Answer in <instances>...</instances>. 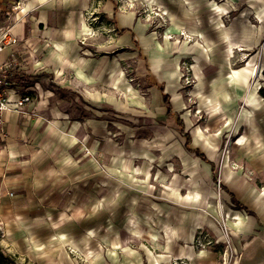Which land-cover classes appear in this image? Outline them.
<instances>
[{
  "label": "rangeland",
  "instance_id": "1",
  "mask_svg": "<svg viewBox=\"0 0 264 264\" xmlns=\"http://www.w3.org/2000/svg\"><path fill=\"white\" fill-rule=\"evenodd\" d=\"M28 2L0 0V32L9 29L13 35L14 29L19 39L16 81L20 97H28L16 112L21 153L46 164V169L60 164L55 170L62 190L51 197L81 201L77 207H61L71 222L72 213H82L73 222L78 229L70 233L76 235V245H62V251L52 255L58 264H64V258L71 264H239L256 254L257 246L264 249V215L248 216L222 189L240 202L244 190L264 185L254 177L251 148L244 151L250 157L240 161V106L204 108L196 95L204 96L206 86L197 76H210L221 62L194 60L203 50L216 57L224 50L203 36L217 22L230 34L240 33L251 46L248 51L227 46L230 57L237 53L240 62L226 68L243 67L251 58L253 66L243 68L256 70L249 77L264 86V0H96L100 9H83L79 15L83 33L75 39L78 58L61 57V63L49 69L40 64L55 48L43 46V41L39 48L30 45L43 40L32 35L38 14L46 11L51 26L68 19L64 9H28ZM209 2L224 8L222 18L213 21ZM107 3L115 6L116 14L134 17L138 47L118 44L116 15L102 9ZM189 22L201 27L200 34L183 30ZM162 84L177 88L180 102L175 99L172 108L192 137L191 148L205 154L213 169L184 149L172 118L163 115ZM5 144L0 139V150ZM6 195L12 199L13 192ZM126 199L142 201L132 207L129 232L119 230V219L109 221L115 201L122 204ZM141 203L142 217L137 211ZM9 208L0 205V248L17 264H37L20 255L24 250L14 236L16 226L7 219ZM97 222L118 224V230L99 231ZM41 256L39 264H51L48 252Z\"/></svg>",
  "mask_w": 264,
  "mask_h": 264
},
{
  "label": "crops",
  "instance_id": "2",
  "mask_svg": "<svg viewBox=\"0 0 264 264\" xmlns=\"http://www.w3.org/2000/svg\"><path fill=\"white\" fill-rule=\"evenodd\" d=\"M59 2V3H58ZM212 2V1H211ZM211 2L207 3V9L209 15H212L213 21L217 18L215 16L216 13L211 10L212 5ZM59 4V5H57ZM96 0H52V1H37V0H29L28 9H64L63 14L68 19L67 22L60 23L57 22L55 25H50L48 23V15L47 12L44 11V14L40 12L38 14V23L37 28L33 31V36H41L43 40H32L30 41V45H33L32 48L35 49L36 46L39 48V45L43 41V46L45 47L49 45L51 49L54 47L55 52L52 54L48 53L49 58H45L44 62L40 64V66L44 68H53L61 63L63 57L64 59L68 58L74 59V61L78 58V47L76 46L75 39L77 36L83 33V29L81 28L79 15L83 9H100ZM218 5V4H217ZM222 10L221 15H223V7L219 6ZM107 14L116 15V22L118 28L120 29V38L119 45L124 47H131L134 45L135 47L139 46V39L137 41L136 35L133 30L134 25V17L130 14H116L115 6L113 4L107 3L103 5V8ZM165 9V8H164ZM218 17V16H217ZM214 23V22H213ZM217 25V22L214 23ZM189 27H184L183 30L189 31L190 34L197 35L200 34V28L194 22L188 23ZM207 30L206 34L203 36L205 38H212L217 41V44L222 46L224 50L221 49V54L219 57H216L215 53H208L207 51H201L200 57L194 55V60H199L203 62H217L220 60L221 64L219 68L212 71L210 76L202 75V77L197 76L201 80L203 79V83L206 86V91L204 92V96H198V100L202 102L203 107L206 109H236L240 106V161H244V158L250 157L247 156L248 153L244 151L246 148L252 149V169L255 178H259V182L263 183L264 181V97H262L259 93L261 88L260 82H257V79L253 77H248L245 81L244 77H240V79H234L232 70H238L243 67H246L248 63L252 66L253 59L247 58L244 63L245 66L237 68V69H227L226 65L229 63H239L240 56L235 53L234 58L230 57V52L226 49L227 46H242L241 51H248L250 49V44L246 43L244 40L240 38V33L230 34L226 28L221 27V25H217L211 27ZM221 28V29H218ZM42 29V30H41ZM198 29V30H197ZM36 30L38 32H36ZM199 31V33H198ZM13 36L17 37L14 29L12 30ZM201 36V35H200ZM18 38V37H17ZM19 40V39H18ZM140 40H143L140 37ZM212 40V41H213ZM139 42V43H138ZM211 42V41H210ZM214 43V42H213ZM260 43V42H259ZM258 43V44H259ZM15 49H8L4 51L0 55V60L5 59L10 53ZM72 53V54H70ZM54 54L58 55V58H54ZM62 57V58H61ZM60 58V59H59ZM63 60V59H62ZM262 64L264 65V45L261 48V58ZM89 62H93L89 60ZM76 66H79L77 62ZM68 64V62H67ZM66 65L62 64V67ZM264 70V67H263ZM263 70L261 74L263 75ZM207 74V73H206ZM14 78L15 75L18 76L15 71L13 72ZM168 77V76H167ZM17 79V78H16ZM262 81V80H260ZM264 81V76H263ZM262 81V82H263ZM173 83V82H170ZM163 85V84H162ZM177 86V85H176ZM161 94V101L163 108H165L166 115V107L163 102V95L168 97L169 104L172 109V113L178 116V111H175L172 108V102L176 99L180 102L179 96L177 95V88L175 85H166L164 88H159ZM198 94V92H196ZM201 94V93H200ZM8 96L10 101L13 103L20 97L19 90L11 89L8 92ZM168 117V116H167ZM179 117V116H178ZM172 118L174 123V117ZM180 118V117H179ZM181 119V118H180ZM19 116L18 113L12 112L8 113L5 116V129L6 135L4 138H0L1 141L6 140L5 146L0 150V177L2 178V185L0 186V205L7 206L11 209V213L8 215V220L13 223L15 228L17 242L22 247L24 252H20V255H24L36 261L39 264V260L43 258L41 254L47 252L50 256L51 264H58L56 258L53 257V254H58L62 251V245L74 244L76 245L75 239L76 235L71 236V232L74 233V229H78L74 227L73 222H77L79 220V215H81L82 211L77 210L76 213H72L74 217V221H68V214L62 215L61 207L68 206H79L80 199H72L69 197H51L52 193L59 195L61 192V183L58 182L60 176L57 175L58 172L55 170L56 168H60V164L51 166V168L46 169V164L35 162L36 159L31 157L23 156L21 153L22 146L19 142V138H17V130L20 128L18 125ZM182 120V119H181ZM175 125V123H174ZM23 129V128H22ZM21 129V130H22ZM24 134V133H23ZM179 134V133H178ZM190 136V135H189ZM179 137L183 139V147L189 153H192L196 158L197 157L191 151H198L207 159L206 164L210 165L213 169L214 164L210 161L205 154L200 152L199 150L192 149V137L190 136V145L189 148L191 151L186 149L184 143L185 139L179 134ZM18 164V168H17ZM30 165V166H29ZM17 168V169H16ZM19 172L20 174H16ZM28 179V180H27ZM259 183V184H260ZM223 191L228 195L232 194L235 199L239 202L236 196L230 192L226 187L222 186ZM264 189V185L260 184V188H258L255 184L250 186V191H245L240 195V204L244 206L245 209L252 212V215L247 214L248 216H252L257 218L264 215V192H260L259 189ZM245 189V188H243ZM12 191V199L7 197V192ZM230 197V195H229ZM231 201V199H230ZM137 202L133 199L124 200V203L120 204L117 201L114 203V215L113 219L110 220V223L113 221L116 222L117 219L120 220L119 230H123L129 232L132 229V215L133 205H136ZM232 203V202H231ZM11 204V205H9ZM94 205L100 206V203ZM143 204L141 203L140 209H138L139 216L142 217L143 208H141ZM121 206H125L121 208ZM128 206V207H127ZM60 207V208H58ZM65 209V208H64ZM66 210V209H65ZM98 208L95 209L97 211ZM101 210V209H100ZM148 211V208L146 209ZM122 217L120 218V216ZM98 216L100 218V212ZM65 217V218H64ZM141 221V219L139 220ZM29 223V224H28ZM130 223V224H129ZM28 225V227H27ZM97 226L99 227V231L103 228L109 231H114L115 234L118 230V224H111L110 226H102L101 222H97ZM18 233V234H17ZM74 247L75 250L81 252L78 247ZM47 251V252H45ZM77 251V252H78ZM82 254V253H81ZM83 255V254H82ZM49 259V258H48ZM64 264H71L70 261L66 258L63 259ZM17 264V263H16ZM96 264H102L100 260L96 262ZM115 264H131L123 260V262L118 261Z\"/></svg>",
  "mask_w": 264,
  "mask_h": 264
},
{
  "label": "built area",
  "instance_id": "3",
  "mask_svg": "<svg viewBox=\"0 0 264 264\" xmlns=\"http://www.w3.org/2000/svg\"><path fill=\"white\" fill-rule=\"evenodd\" d=\"M17 47L18 40L12 35L9 29L0 32V55L8 49H15L5 59L0 60V138H4L6 135V114L19 112L21 106L28 102V97L24 96L12 103L8 96L9 90H18V83L13 75L18 65L17 59L19 51Z\"/></svg>",
  "mask_w": 264,
  "mask_h": 264
},
{
  "label": "trees",
  "instance_id": "4",
  "mask_svg": "<svg viewBox=\"0 0 264 264\" xmlns=\"http://www.w3.org/2000/svg\"><path fill=\"white\" fill-rule=\"evenodd\" d=\"M263 76H264V70H263ZM15 78H17V75H15ZM259 93H260V95L262 97H264V88H261L259 90ZM162 98H163V102H164V105H165L166 110H167L166 111V116L174 117V123H175V126H176L177 130H178V133L185 139L184 145H185L186 149L191 151L190 148H189L190 136H189V134L187 132L184 131V126H183L182 120L178 116H176L175 114L172 113V109H171V106L169 104L168 97L166 95H163ZM191 152H193L201 160L207 162V159L205 158V156L202 155L201 153H199L198 151H191ZM229 195H230V199H231L232 204H234L236 206V208L244 210L247 214L254 216L252 214V212H250L247 209H245L244 206L242 204H240L235 199V197L232 194H229ZM0 264H16V262H15V259L12 256L6 254L0 248Z\"/></svg>",
  "mask_w": 264,
  "mask_h": 264
},
{
  "label": "bare ground",
  "instance_id": "5",
  "mask_svg": "<svg viewBox=\"0 0 264 264\" xmlns=\"http://www.w3.org/2000/svg\"><path fill=\"white\" fill-rule=\"evenodd\" d=\"M217 16H219L220 18H222L221 16V13H222V10L221 8L219 7V5H216V4H213L212 5V9ZM218 25V23H217ZM233 72V76H234V79L238 80L240 79V77H244L245 81L247 80V76H255V73H256V70L254 69H247V68H242L240 70H232ZM174 75V74H173Z\"/></svg>",
  "mask_w": 264,
  "mask_h": 264
},
{
  "label": "water",
  "instance_id": "6",
  "mask_svg": "<svg viewBox=\"0 0 264 264\" xmlns=\"http://www.w3.org/2000/svg\"><path fill=\"white\" fill-rule=\"evenodd\" d=\"M261 248L263 247L257 246L254 251L256 254H253L249 259H243L239 264H264V249Z\"/></svg>",
  "mask_w": 264,
  "mask_h": 264
}]
</instances>
